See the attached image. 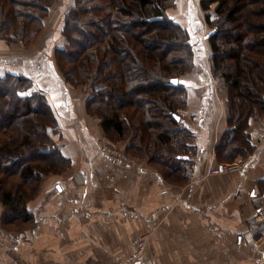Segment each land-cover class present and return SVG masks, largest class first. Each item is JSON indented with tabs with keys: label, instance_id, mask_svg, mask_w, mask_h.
Wrapping results in <instances>:
<instances>
[{
	"label": "trees",
	"instance_id": "trees-1",
	"mask_svg": "<svg viewBox=\"0 0 264 264\" xmlns=\"http://www.w3.org/2000/svg\"><path fill=\"white\" fill-rule=\"evenodd\" d=\"M54 1L0 0V38L28 43L43 28ZM74 1L62 22L65 43L55 52L57 66L66 81L91 86L92 96L86 101V109L100 118L106 137L116 142L127 141L126 149L132 155L148 156L171 182H187L192 169L188 164L196 153L195 134L176 118L185 104L186 88L172 80L193 66V48L185 28L166 13L172 0ZM244 1L201 0L204 10L217 4V17L213 18L210 12L205 16L212 27L211 67L227 87V127L216 144L222 162L251 152L254 143L248 132L249 120L264 113V0L254 2L258 5L252 11L255 21L248 17V12L243 16L244 6L249 4ZM239 20H243L241 29L231 34L229 24L235 29ZM152 32L166 36L176 47L158 55L157 41L151 39L146 43L144 39ZM224 43L235 45L225 49ZM176 48L182 57L171 55ZM251 74L255 82L244 87L243 81ZM31 86L28 77L17 73L7 72L0 77L1 103L24 107V114L20 111V115H36L34 121L40 125L38 131L0 135V174L19 162L16 174L20 180L8 186L0 177V199L9 212L8 219L17 214L25 221L32 217L28 203L34 198L43 174L62 171L71 162L54 138L59 123L49 98L42 92L28 91ZM15 117L7 115L0 126H8ZM226 141L232 146L226 147ZM10 144L17 151L8 153ZM20 147L25 154H19ZM41 159L45 161L41 163ZM259 181L264 196V178ZM12 223L13 220L5 221L7 225Z\"/></svg>",
	"mask_w": 264,
	"mask_h": 264
},
{
	"label": "crops",
	"instance_id": "crops-1",
	"mask_svg": "<svg viewBox=\"0 0 264 264\" xmlns=\"http://www.w3.org/2000/svg\"><path fill=\"white\" fill-rule=\"evenodd\" d=\"M183 6L184 23L204 20L198 16L201 0H177V7ZM54 50L49 61L37 56L33 64L26 61L34 69L26 64L13 69L34 76L50 66L49 83L35 78V86L49 96L61 129V151L71 167L49 176L30 206L39 219L33 238L13 241L0 229V264L119 263L132 251L133 237L146 228L152 229L146 264H256L239 235L261 200L257 181L264 178V113L249 120L253 149L238 156L244 164L234 172H208L220 165L216 144L227 127L226 98L218 100L213 91L210 105L203 104L199 152L188 182H171L149 163L145 172L120 167L98 148L97 138L104 135L100 122L89 118L86 98L79 102V92L60 75ZM203 68L209 69L206 61ZM208 80L203 79V87L210 88ZM65 244L67 253L59 248Z\"/></svg>",
	"mask_w": 264,
	"mask_h": 264
},
{
	"label": "rangeland",
	"instance_id": "rangeland-1",
	"mask_svg": "<svg viewBox=\"0 0 264 264\" xmlns=\"http://www.w3.org/2000/svg\"><path fill=\"white\" fill-rule=\"evenodd\" d=\"M247 1L249 4H246V6H244L245 10H243V16L244 17L246 16V12H248V14H247L248 17L249 16L250 17L256 16V15H252L253 8L255 7V9H256L258 6V5L256 6L254 4V2L256 0H245L244 3ZM172 2H173V4H171V5L169 4V6L166 8V13L176 23L180 24L183 28H185L186 35H188V40L192 44V48H193V55H192L193 66H191L188 71H186L185 73H183L182 75H180L177 78L178 82L183 87L186 88V95H185L186 99H185V104L183 105V107H181L179 109V112H180L179 119L176 117L177 120H179L180 125L186 126L190 131L193 130L192 132H194V134H195L194 139H195V143H196V153H195V155H193L191 157L193 159V162L191 164H188V165H191V167H192L191 173H190V177H191V175L193 174V170L195 169V162H196L195 158L199 152L198 145H200V144L198 143V138H199L198 134H199V132L203 131V104L205 103L207 105L206 107H208V105H210V103L212 102L210 100L212 97L210 94L211 91H213V93L216 95L218 100H219V97L225 96V98H227V87L225 86V83L223 84L221 82L222 81L221 76L220 75L216 76L212 67H211L212 46H211V42L209 40L208 32H210L212 30V27L206 21L205 15L207 12H210V14L212 15L213 18L217 17V13L215 12V7L217 4L213 3L210 10H204L202 5H201L200 9L198 10V16L200 14V15H202V18H203V15H204V20H202V21H188V22L184 23L183 22L184 17L182 16L183 13L181 10L185 9L186 7L185 6L177 7V0H172ZM74 3H75L74 0H55L50 5V8L48 10V13H47V16L45 19V24H44L43 28L38 33H36L35 36L28 43L15 42V41L10 42L4 38H0V77H4L7 72L15 73V74L17 73V74L21 75L22 77L26 76V77H28L29 81L32 83V86H31V88H28V91H31V92L32 91H39V92L44 93L46 95V97L49 98V96L47 95L46 92H44L42 90H38L36 88V86H35V80L36 79L35 78H37L40 82L49 83L48 82L49 77L54 76L53 74L52 75L50 74V72H51L50 66H45L42 71H40L38 74H36L34 76H29V75L23 73L22 70L16 71L19 69H13V67H18V66H21L23 64H26V65H28V68L31 67L32 69H34L33 66L27 64L26 61L33 64V58H35L36 56L41 57V59H43L45 61H49L50 57L52 59L53 48L55 49L54 50V59H55V63L57 66V62H56V58H55L56 48L59 46H63L65 43V36L62 34V30H61L60 34H59L58 30L62 25L65 14L72 7V5ZM171 14L176 15V19H175V17L173 18L171 16ZM179 15H181V16H179ZM128 19H130V18H128ZM134 19H135V17H134ZM252 19H253V21H255V17H253ZM248 21H249V19H248ZM242 23H243V20H239L235 24V29H234V26H232L233 24H229L230 26L228 29H230V33L231 34L237 33V31L239 29H241ZM236 28H238V29H236ZM153 29H156V27ZM165 37L166 36H164V35L163 36L157 35L156 33L152 32L148 35H145L144 39H145L146 43H149L147 41H152V40L157 41L156 45H158V44L160 45V47L157 48V50H156L157 54L159 53L158 55H165L168 53V51H170L169 48L176 47V44L172 43L171 41H168V38H165ZM164 41H165V43H164ZM163 45H166V47H163L161 49V47ZM234 45L235 44L224 43L225 49H229L230 47H234ZM164 48H166L165 49L166 52L164 51V53L161 54L162 51L164 50ZM51 51H52V54L50 53ZM245 54L248 55L249 51H245ZM171 55L181 56V54H179V50L177 48L172 50ZM205 61L209 65V69L203 68V62H205ZM187 62H190L189 58L187 59ZM50 63H48L47 65H50ZM18 68H20V67H18ZM57 69H58L60 75L66 80L65 76L63 75L62 71H60L58 66H57ZM252 75L253 74H251V76L249 78H246L243 81L244 87H249V85L250 86L253 85V82H255V78ZM207 78L209 79L207 82H208L210 88L203 87V79H207ZM204 82H206V81H204ZM67 83H69V82H67ZM69 84L71 85V87H73V90L76 93L79 92V95L81 96L78 98L79 102H81L82 99H84V98H86V101H87V99L92 96L91 95L92 94L91 93L92 88L89 84H85V85H83V84L73 85L71 83H69ZM199 89H201V92H198ZM203 89L206 91L204 95H203ZM208 89H210V91H208ZM60 98L64 100V98L61 95H60ZM70 102H71V98H70ZM6 103L7 102L1 103V101H0V111L3 110L2 112H0V123H2V120L6 121L7 115L13 114L16 117L8 124V126H6V127L0 126L1 127L0 128L1 129L0 135L1 136L7 137L8 135H11V136L15 135L16 133L21 135L22 133H26V131L29 132V131H38L39 130L40 125L34 121L36 118V115L22 116V114L20 115V111H22L24 114V107H22L20 105L19 106L16 105V107L15 106L13 107L12 104H14V103H7V104ZM51 105H52V103H51ZM262 114L263 113L258 114L256 119H258ZM88 115H89V118H91V119H96V121L99 120V122L101 121L100 118L96 115H91L89 113H88ZM24 123H25V125H24ZM22 125H23V127H22ZM21 127H22V129H21ZM60 132H61V129H60V125H59V131L56 133V135H54V138L57 141V143L59 144V147L61 149L59 139H58V135L60 134ZM17 137H20V136H17ZM14 139H19V138H14ZM103 142H111L113 145H117V147L120 148L122 151H124L126 154H128V153L132 154L126 149L127 141L126 142L125 141L116 142V141L109 139L105 135H101L100 137L97 138V144L99 146L98 148H100V145ZM229 143L230 142L226 141V143H225L226 147L232 146ZM257 143H258L257 145H259V142H257ZM235 146L237 147V145H235ZM8 147L10 148L9 149L10 151H8V153L9 152L13 153L14 150L17 151V149L16 148L14 149V146H11V144L8 145ZM19 150H21V151H19V154H25L23 147H20ZM166 152L167 151L165 150V153ZM17 153L18 152H16V154ZM165 153H164V155H165ZM240 155H241V153L238 154V156H240ZM216 156H217V149H216ZM136 158L138 161L143 163V165L145 166V168L147 170H148V167L146 165L147 163H149L152 167L155 168V166L149 161L148 156H145V157L136 156ZM217 158H218V156H217ZM238 159H239V157L233 161H229L226 163L222 162V161L219 162L220 164H222V163L228 164L227 169H225L221 172L212 173L210 171V167H209L208 172H209V174H221V173L234 172V171H236L237 167L239 166L238 165L235 167V165L241 164V160H238ZM44 161L45 160H42L41 163ZM18 165H19V162L12 164L10 166V168L6 169V171H4L3 173L0 174V177L3 178L6 185H8V186L15 185L20 181L18 175L16 174L19 170ZM164 166H167V165H164ZM70 167H71V162H70L69 167H67L66 169H64L62 171L43 174L42 180H40V182H39V185H38V188H37V191H36L34 198H32L28 203L29 209H30V206L32 205L33 201H35V199L39 195L40 190L43 188L42 185L45 182V180L49 176H56V175H60V174H65V172H67ZM214 167H216V166H213V168ZM168 168H170V167H168ZM159 172H160V170H159ZM190 179L191 178H189L188 181ZM259 182L260 181H257L258 196L261 198V200L256 205L253 214L248 218L249 222H250V224L248 225V229H246L245 231H242L240 233L239 240H241V243H243L242 245L245 248H247L248 250L250 249V251L253 252L254 259L257 262L256 264H264V220L257 218L258 217L257 211L260 208L264 207V196L262 195V192H261V189L259 186ZM185 183H180V184H185ZM7 215H9V212H8V210H6V206L4 205L2 200L0 199V229H1V231L3 233L10 234L12 236L11 238L13 239V241H17L19 238L26 240L28 238L30 239V238H33L35 236L34 232L37 229L38 221H39L38 215H36L32 212V217H30L29 221L23 220L24 219L23 216L18 218L17 214L12 215L13 217H10L9 219L7 218ZM12 220L14 221V223L9 224V225L5 224V221H12ZM151 230L152 229H150V228H146V229L142 230L141 232H139V234L142 232H145V231H148L149 233H151ZM139 234H137V235H139ZM64 247H65V250L62 249ZM59 248H61L63 250V252H66V253L68 252L66 244L63 246H60ZM117 263L118 262H115L114 264H117Z\"/></svg>",
	"mask_w": 264,
	"mask_h": 264
},
{
	"label": "built area",
	"instance_id": "built-area-1",
	"mask_svg": "<svg viewBox=\"0 0 264 264\" xmlns=\"http://www.w3.org/2000/svg\"><path fill=\"white\" fill-rule=\"evenodd\" d=\"M260 140L261 142L264 141V125L261 127L260 130ZM100 149L106 159L114 165L120 167H131L136 169L138 172L147 171L143 163L137 160L136 156L129 153L126 154L124 151L118 148L117 145H113L111 142H103L100 145ZM243 164L244 161H242L241 164H236L235 167L239 165L237 169H241ZM227 167L228 164H220L214 168L210 167V171L212 173L221 172L227 169ZM257 214L258 219L264 220V207L260 208L257 211ZM150 234L151 233H149L148 231H145L140 233L139 235H136L132 239V251L130 252L128 258L126 259V261L119 262L118 264H146L143 262V255Z\"/></svg>",
	"mask_w": 264,
	"mask_h": 264
},
{
	"label": "water",
	"instance_id": "water-1",
	"mask_svg": "<svg viewBox=\"0 0 264 264\" xmlns=\"http://www.w3.org/2000/svg\"><path fill=\"white\" fill-rule=\"evenodd\" d=\"M172 81H173V83H175V84H177V82H178L177 78H174ZM177 118L179 119V116H177Z\"/></svg>",
	"mask_w": 264,
	"mask_h": 264
}]
</instances>
